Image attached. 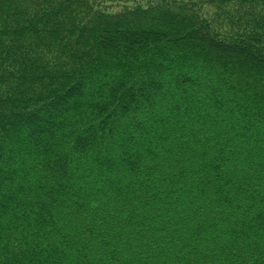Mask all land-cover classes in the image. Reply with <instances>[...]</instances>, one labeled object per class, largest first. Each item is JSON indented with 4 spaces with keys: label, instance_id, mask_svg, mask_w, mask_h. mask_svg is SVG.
<instances>
[{
    "label": "trees",
    "instance_id": "trees-1",
    "mask_svg": "<svg viewBox=\"0 0 264 264\" xmlns=\"http://www.w3.org/2000/svg\"><path fill=\"white\" fill-rule=\"evenodd\" d=\"M25 1L3 27L0 17V264H135L140 234L158 241L172 216L185 264H264V31H241L250 18L264 30V0H197L207 16L192 0L121 11ZM144 178L156 187L147 208L133 204ZM186 180L197 185L185 190ZM185 202H197L199 221Z\"/></svg>",
    "mask_w": 264,
    "mask_h": 264
},
{
    "label": "bare ground",
    "instance_id": "bare-ground-1",
    "mask_svg": "<svg viewBox=\"0 0 264 264\" xmlns=\"http://www.w3.org/2000/svg\"><path fill=\"white\" fill-rule=\"evenodd\" d=\"M236 4H237V7H238V4L239 3H236ZM202 120L205 121L204 118ZM188 128H190V125L188 126ZM220 133H223V128L217 129L216 130V135L214 137L215 138L222 137L223 134L219 135ZM228 141H229V146L230 147H236V146L241 147L240 143L237 140H235V139H230ZM215 148L216 147L214 146L213 149H215ZM197 150H199V149H197ZM226 154L228 156H230L231 154H235V156H237V155L242 156L243 155V153L240 152V151L238 153L237 149H229V148H227V153ZM231 160L232 159L229 158L228 161H231ZM244 160L249 161V158L247 157ZM237 167L239 168V170L242 171L245 168H247V165H244L243 163H238L237 164ZM190 171L191 170H189V172ZM145 180H146L145 178L142 179L141 181H140V179H138L137 180L138 182H136V184L134 186L136 190H134L132 194L134 196L133 198H136L135 200H133V204L136 207H144V208H147L148 205H151L152 204V201L153 202H156L157 201L156 200V197L154 196V191L152 190L153 188H156L154 186L153 181H145ZM194 185H197V184L192 183L191 181L186 180L184 183L181 184V187L184 188L185 190H187V189H189V186H192L193 187ZM199 185L206 186L205 183H199ZM198 188L200 189V191H202L201 188H200V186H198ZM170 190H168L165 193H163L162 197L163 198H166L167 197V194L170 193ZM108 199H109V201H107V204L106 205L109 206V205H111V203L114 200V198L110 197ZM205 199H203V203L211 204V206H213V204H216L217 201H218L216 197H214V198L213 197L212 198H207L206 200ZM193 202L192 203L185 202L183 206L186 207L187 210L191 212L192 210H194L193 207L195 206ZM119 203H121V202H119ZM119 203H118V205H119ZM195 204L197 206V202ZM116 205L117 204H115V207H116ZM118 205H117V207H118ZM165 211L166 212L160 211V213H162L161 214L162 217H161V215L160 216L157 215V214L155 215V218L153 220V221H155V224L160 225L163 219H167V214L168 213H171V212H169L168 210H165ZM80 212L78 213V215L80 214ZM191 213H192L193 217H190V219H193L195 222L199 221L203 217L201 215L195 214L194 211L191 212ZM210 215H212V216H210ZM210 215L207 217V219H209L210 217H212L211 219L218 218V216H219V214L217 212H214V213H212ZM144 219H145V217L142 216V218H140V220H138V222H140V221H142ZM190 219L188 220V222H191ZM116 221L117 220H115L113 222H116ZM174 222H175V224H172ZM205 222H206V225L209 224V220H205ZM178 223H180L179 222V217L178 216H175V217L172 216V218H170L168 220V222H165L164 223V225H163V227L161 229L162 230V237L161 238H158L157 239L158 241H153V243H151V244H149V239L152 236L151 231H146V233L140 234L141 238H140V240L138 242L137 247L138 248L139 247H142L143 254L140 256V261H139V259H138L137 256L135 257V260H134L135 264H139V263L140 264H143L144 261H146V260L148 261L147 264H185V260H184L183 256L179 252L180 250L182 252H184V249H183L182 246H177V242L179 240V231L176 232L177 229L175 228V226ZM161 230H159L156 227V228H154L153 231H161ZM106 237L104 238V241H107V238ZM130 237H133L134 238L135 236L132 235V234H130L129 235V238ZM240 245L242 247L239 248V249L240 250H243L245 248L244 245L243 244H240ZM247 247H249V246L247 245ZM150 248H153L154 251H151ZM139 253L140 252H138L135 255H139ZM110 255H111V251L104 250V252L102 251L100 253V256L97 257V258L107 257V256H110ZM111 261L113 263L114 260H111ZM95 262H96V260L94 261V263Z\"/></svg>",
    "mask_w": 264,
    "mask_h": 264
},
{
    "label": "rangeland",
    "instance_id": "rangeland-1",
    "mask_svg": "<svg viewBox=\"0 0 264 264\" xmlns=\"http://www.w3.org/2000/svg\"><path fill=\"white\" fill-rule=\"evenodd\" d=\"M5 2L9 5V8H10V10L8 11V12H6L5 14L3 13V11L0 13V17L2 18L1 19V24H2V27H3V19L6 21V19H8V21L9 22H11V19L7 16L8 14H10V13H12V11L13 10H17V8L19 7V8H23L24 9V7L26 6V4H27V2L25 1V0H12L10 3H9V1L8 0H5ZM147 2H151V0H105V1H102V0H100V3L103 5H106V7H107V5L109 4V5H111V6H108V11H121L122 9H124V8H128V7H132V6H134V5H145ZM192 2L193 3H196V5H195V7L196 8H194V9H196L197 10V7H198V3H197V0H192ZM199 4H201V3H199ZM201 5H203V4H201ZM204 6H207V5H203V6H201L202 8H200V7H198L199 8V10L201 11H199V13L200 14H202V15H205V16H207V15H211V13H212V9L210 8V6H208V7H204ZM250 14H252L255 18H258V15H256V13L254 12V11H251V12H249ZM24 20H26V19H22L21 21H18V24H22V23H24ZM7 22V21H6ZM22 22V23H21ZM256 22V20H253L252 18H250L249 19V24L247 25V26H245V25H242V27H241V31L243 32V33H245V34H243V35H249L250 33H258V34H261V33H263V31L264 30H261V29H257V28H254V23ZM5 23V22H4ZM6 24V23H5ZM8 25V24H7ZM10 25V24H9ZM252 27V28H251ZM12 29V28H14V27H11V26H9V29ZM162 28H164V27H162ZM0 55H1V53H0ZM4 55H7L6 53L4 54ZM8 56V55H7ZM1 57V56H0ZM2 57H4V56H2ZM1 57V58H2ZM9 62H11L12 63V61L10 60ZM9 69V68H8ZM201 70V69H200ZM8 77V76H7ZM212 78H213V76H211ZM8 81V80H7ZM209 81H211V80H209ZM6 82V81H5ZM4 82V84L6 85V83ZM8 87H10L11 89H10V91H8V93L7 92H5V95H13V91H14V89L16 88V86H15V84L13 83V82H10L9 84H8ZM209 94H211V93H208V95ZM5 95H3V96H5ZM209 98H210V96H209ZM4 105L5 104H1L0 105V112L2 113V112H4L5 111V107H4ZM12 109V112H14V113H20L21 112V110H20V108L19 107H13V108H11ZM38 116H33L31 119H34V118H37ZM68 117H69V115H68ZM75 117V115L74 114H72V115H70V117L68 118V119H70V120H67L66 121V123H71V120L73 119ZM29 120H30V118H28ZM39 119V118H38ZM41 119V118H40ZM44 124H45V121H40V124H38V126L40 127V129L42 130V129H44L42 126H44ZM68 124V125H69ZM27 125V124H26ZM170 141L172 142V138L170 139ZM159 157H154V160H157ZM72 165V164H71ZM78 166H81V165H78ZM74 167V166H73ZM74 169H77V167H76V165H75V167L73 168V170ZM92 171V170H91ZM93 172H97L96 170H94L93 169V171H92V175H90L91 177L92 176H94L93 175ZM90 173V172H89ZM95 174V173H94ZM100 174V173H99ZM98 174V176L97 177H99L100 175ZM95 177H96V175H95ZM55 182H56V180H54ZM20 182H21V180H20ZM18 183H19V180H18ZM113 188H107V189H105L104 190V192L105 193H107L108 195L109 194H111L112 196H113V194H115V192L116 191H114V190H112ZM99 192V191H98ZM118 192H120V191H118ZM181 192H185L184 190H179V192H176V193H178V195H179V193H181ZM177 195V196H178ZM185 196V195H184ZM107 197V196H106ZM193 197H197V193L193 196ZM199 199V198H198ZM195 200H197V199H195ZM73 201H71V199H70V197H66V199H64V202H63V204L61 205V207H66V205H68L69 203H72ZM165 202V201H164ZM190 203H192V202H190ZM164 208V209H163ZM163 208H161V210H163V212H166L165 210L167 209V207H163ZM193 209L194 210H192V212L193 211H198L197 210V208H196V206H194L193 207ZM160 210V211H161ZM196 214V213H195ZM195 222V221H194ZM198 233H197V235H198V239L199 240H201L202 238H201V236H202V230L201 229H199L198 231H197ZM155 233H159V231H157V232H155ZM128 234V233H127ZM204 234V233H203ZM130 234H128L127 236H129ZM246 235H250V231H249V233H246ZM160 236V235H159ZM245 239L246 238H248L249 240H252V238H253V234H251L250 236H247V237H244ZM252 247V246H251ZM249 250H251V251H249ZM249 252L251 253H254V249H250L249 248ZM255 255H259L260 257H263L264 258V247H262V249H260V248H258L256 251H255ZM148 263V261L146 260V261H144V264H147Z\"/></svg>",
    "mask_w": 264,
    "mask_h": 264
}]
</instances>
